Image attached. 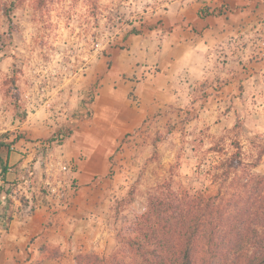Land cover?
<instances>
[{
    "label": "rangeland",
    "instance_id": "obj_1",
    "mask_svg": "<svg viewBox=\"0 0 264 264\" xmlns=\"http://www.w3.org/2000/svg\"><path fill=\"white\" fill-rule=\"evenodd\" d=\"M208 2L213 14L237 16L239 30L229 39L236 57L218 58L209 78L185 101L126 134L110 155L109 170L96 177L102 191L91 214L100 236L76 250L44 244L50 260L75 264L79 253L116 251L118 232L144 210L149 191L165 181L213 191L216 161L235 151L234 141L246 162L256 159L264 143V0H0V143L20 153L24 145L15 143L19 135L28 138L25 121L54 119L59 130L52 137L62 141L82 115L91 117L89 105L81 112L76 104L81 96L90 103L89 94L111 66L106 57L113 47L125 48L133 31L166 22L169 11ZM41 156L52 173L41 187L44 197L50 195L47 183L60 175L73 181L70 196L77 193L76 166L63 173L62 163L70 161L50 164L52 155ZM24 169L28 175L35 171L33 165ZM254 171L264 173V155ZM19 198L21 210L28 200Z\"/></svg>",
    "mask_w": 264,
    "mask_h": 264
},
{
    "label": "crops",
    "instance_id": "obj_2",
    "mask_svg": "<svg viewBox=\"0 0 264 264\" xmlns=\"http://www.w3.org/2000/svg\"><path fill=\"white\" fill-rule=\"evenodd\" d=\"M211 11L209 2L169 11L166 22L142 28L128 37L125 48L113 47L106 57L111 66L101 75L94 101L88 103L81 96L76 104L81 112L89 105L91 117L82 115L71 136L55 140L52 134L59 129L54 119L41 117L24 122L28 138L15 143L24 145V153L0 145V171L3 164L12 169L0 178V203L5 201L0 204V264H63L46 257L43 245L69 251L98 239L99 223L91 214L102 191L96 177L109 170L110 155L118 144L148 118L185 101L195 85L209 78L218 58L229 60L237 55L229 43L239 30L237 16ZM242 58L246 60L248 54L242 53ZM40 151L52 155L50 164L61 159L76 166L77 193L62 201L44 197L40 190L52 173L43 168L47 160ZM27 165L35 170L29 175L30 185ZM20 196H26L28 205L34 207L31 215L18 210ZM6 212L11 214L8 221L2 218Z\"/></svg>",
    "mask_w": 264,
    "mask_h": 264
},
{
    "label": "trees",
    "instance_id": "obj_3",
    "mask_svg": "<svg viewBox=\"0 0 264 264\" xmlns=\"http://www.w3.org/2000/svg\"><path fill=\"white\" fill-rule=\"evenodd\" d=\"M94 98L91 92L90 102ZM232 145L235 151L216 161L213 191L158 184L149 191L144 210L118 232L116 251L79 253L75 264H264V173L254 171L264 143L249 162L240 143ZM7 171L3 164L0 178Z\"/></svg>",
    "mask_w": 264,
    "mask_h": 264
},
{
    "label": "built area",
    "instance_id": "obj_4",
    "mask_svg": "<svg viewBox=\"0 0 264 264\" xmlns=\"http://www.w3.org/2000/svg\"><path fill=\"white\" fill-rule=\"evenodd\" d=\"M61 139L59 138V141ZM40 144H46L45 142H41ZM12 149L14 148L13 146L11 147ZM9 171H11V167L8 169ZM60 171H64V172H68V171H72V165H68L67 163H62L61 167H60ZM63 172V173H64ZM28 177H26V181L28 182V185H30L31 183V177H29V175H27ZM73 182V181H72ZM71 181H69L66 177L61 176L56 178L55 181L53 182V184L50 185V183L48 182L47 184H49V190H50V195L54 196V198L58 201H62L64 199H67L68 197H70V191L73 190L74 186L73 183ZM34 207L32 205H27L24 207V213L26 215H31V213L33 212Z\"/></svg>",
    "mask_w": 264,
    "mask_h": 264
}]
</instances>
